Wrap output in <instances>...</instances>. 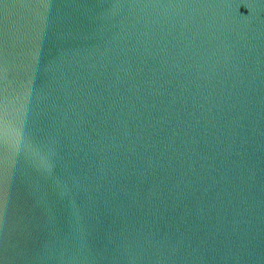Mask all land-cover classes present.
<instances>
[{
  "label": "water",
  "instance_id": "water-1",
  "mask_svg": "<svg viewBox=\"0 0 264 264\" xmlns=\"http://www.w3.org/2000/svg\"><path fill=\"white\" fill-rule=\"evenodd\" d=\"M0 264H264V0H0Z\"/></svg>",
  "mask_w": 264,
  "mask_h": 264
},
{
  "label": "clouds",
  "instance_id": "clouds-1",
  "mask_svg": "<svg viewBox=\"0 0 264 264\" xmlns=\"http://www.w3.org/2000/svg\"><path fill=\"white\" fill-rule=\"evenodd\" d=\"M3 136L8 143L19 150L34 152L36 149L28 143L15 127L13 121L9 118L3 126Z\"/></svg>",
  "mask_w": 264,
  "mask_h": 264
}]
</instances>
